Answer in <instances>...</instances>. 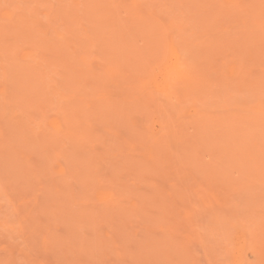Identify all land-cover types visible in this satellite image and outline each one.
Segmentation results:
<instances>
[{
	"label": "rangeland",
	"instance_id": "1",
	"mask_svg": "<svg viewBox=\"0 0 264 264\" xmlns=\"http://www.w3.org/2000/svg\"><path fill=\"white\" fill-rule=\"evenodd\" d=\"M0 264H264V0H0Z\"/></svg>",
	"mask_w": 264,
	"mask_h": 264
}]
</instances>
